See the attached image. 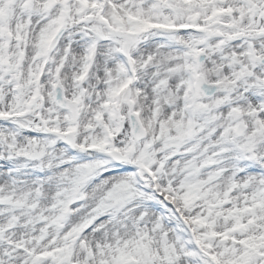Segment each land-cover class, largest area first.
I'll use <instances>...</instances> for the list:
<instances>
[{"label": "snow or ice", "instance_id": "obj_1", "mask_svg": "<svg viewBox=\"0 0 264 264\" xmlns=\"http://www.w3.org/2000/svg\"><path fill=\"white\" fill-rule=\"evenodd\" d=\"M0 264H264V0H0Z\"/></svg>", "mask_w": 264, "mask_h": 264}]
</instances>
